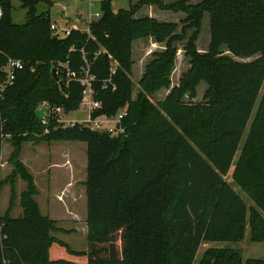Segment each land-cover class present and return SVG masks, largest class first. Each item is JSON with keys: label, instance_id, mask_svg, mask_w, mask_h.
Masks as SVG:
<instances>
[{"label": "trees", "instance_id": "1", "mask_svg": "<svg viewBox=\"0 0 264 264\" xmlns=\"http://www.w3.org/2000/svg\"><path fill=\"white\" fill-rule=\"evenodd\" d=\"M19 1L22 23L12 19V0H0V68L6 57L24 63L0 102V147L3 141L12 147L0 264H80L79 258L84 264H193L203 241H241L247 224L251 240L264 242V0H138L117 10L112 0H101L100 16L65 37L51 30L50 11L38 10L52 0ZM143 5L183 12L181 32L177 22L137 17ZM205 12L210 37L200 52L196 40ZM189 29L183 51L190 68L163 100L153 101L156 92L170 87L176 42ZM148 37L164 48L146 64L133 97L132 43ZM256 54L253 60L237 59ZM86 70L94 77L92 99L99 103L92 116L124 109L122 133L64 125L55 114L47 123L35 116L43 101L64 114L77 110ZM202 81L204 100L185 101L195 97ZM28 141L86 143L88 248L75 250L56 237L53 232L63 228L40 211L33 175L20 159ZM232 165L231 177L252 205L225 180ZM18 177L26 186L19 195L22 213L14 217ZM198 264H264V258L212 246Z\"/></svg>", "mask_w": 264, "mask_h": 264}, {"label": "rangeland", "instance_id": "2", "mask_svg": "<svg viewBox=\"0 0 264 264\" xmlns=\"http://www.w3.org/2000/svg\"><path fill=\"white\" fill-rule=\"evenodd\" d=\"M138 0H112L113 9L117 10L119 8H126L129 6V3H135ZM177 0H164L165 3H172ZM191 3H197L201 0H188ZM13 9H12V19L16 23H22L25 17V9L21 7L19 0H12ZM99 4L97 0H52V4L49 6L48 4L40 3L38 5L39 11H50V17L52 21H55L60 26L66 25L67 27L76 26L77 28H84L85 22L81 19L85 18L88 20L89 18H94L93 14L99 11ZM137 17L142 16H151L158 20H167L172 22H177L179 24L177 28V33L181 32V20L185 18V14L181 11L173 12L170 10H162L159 9L157 5H143L139 11L136 13ZM193 29L187 30V37L183 41L176 42V45L179 47L176 54V62L175 67L171 74V85L168 89H161L156 92L152 96L153 101L163 100L164 97L168 94L170 89L179 83V80L183 73H185L190 68V63L188 59L184 56L183 46L186 44L188 36L192 33ZM209 14L207 12L204 13L201 23V28L197 36L196 47L200 52H205L208 48L209 44ZM163 43H158L154 41L153 38H141L136 39L132 43V74L131 79L134 82L133 87V97H136L138 92V80L144 73L146 64L152 60L155 55L161 51L164 47ZM222 50L224 54L231 55L228 51L223 47ZM259 57V54L245 57V58H237L242 60H253ZM207 85L203 81L200 82L197 86L196 95L193 99H190L188 96H185V101L191 102H200L203 101V94ZM64 123L70 124L71 122H79L83 120H87V108L84 106H80L77 110L69 112L64 115ZM111 125V124H109ZM55 144L52 143H34V142H25L22 146L20 159L21 161L27 159V163L30 164L31 153L36 154L38 150H40V156L44 159L43 162H49L52 158H56L54 156V150L62 149V147L66 146V148L71 145L73 149L78 147L76 152L77 154L83 153L81 148H84V155L86 157V143L84 141H55ZM52 144V145H51ZM242 144L239 145V149L235 155L233 164L235 163ZM53 147V149L51 148ZM11 144L8 141H3L1 143V157L2 161L5 162V166L0 168V180H5L0 185V216L3 215L5 210L9 206V200L11 196V183L10 181H6V178L11 172L12 166L8 162V157L11 152ZM70 150H68L69 152ZM73 151V150H72ZM53 152V153H52ZM71 152V151H70ZM52 153V154H51ZM73 154V152H72ZM23 162V161H22ZM26 162V161H25ZM24 163V162H23ZM34 164L35 161H33ZM27 167V165H25ZM28 168V167H27ZM29 169V168H28ZM233 169V165L231 166L229 173L225 176V180L228 181L231 186L239 193V195L245 200L248 205H252V201L247 195V193L242 190L238 185L235 184L234 180L231 177V172ZM26 181L21 178H17L13 184L15 198L12 203L10 214L14 217L19 216L22 213V207L20 205L19 195L22 190L25 189ZM47 187L44 191H38L40 196L37 197L40 204L42 205V210L44 207V198L50 197V191H47ZM48 192V193H47ZM77 215L75 218H71L68 216H64L62 210L58 209L56 206L51 208L52 215H56L57 218L54 219L57 225L63 228V231L53 232V234L67 242L73 249L75 250H84L88 248V241L86 239V212H84L83 203L77 204ZM41 211V210H40ZM48 213L49 210H45ZM231 247L238 249L242 254L243 258H264V242H258L251 240V232L250 227L247 224L245 229V236L243 240L238 242H209L203 241L198 249L197 255L193 264H198L201 260V257L204 251L209 247ZM80 264H84V258L78 259Z\"/></svg>", "mask_w": 264, "mask_h": 264}, {"label": "crops", "instance_id": "3", "mask_svg": "<svg viewBox=\"0 0 264 264\" xmlns=\"http://www.w3.org/2000/svg\"><path fill=\"white\" fill-rule=\"evenodd\" d=\"M97 1L100 2L101 0ZM81 19L85 22V27L82 28V30H84L86 29L87 22L90 18L86 20L85 18L81 17ZM160 21L167 20L161 19ZM70 28L77 27L73 26ZM54 142L55 141L51 143L55 144ZM72 146L73 145L68 148L64 146L62 147V149L54 150L53 155L57 157L52 158L49 162H43L44 159L42 158V156H40V150H38L36 154L31 153V158H28L30 159V164L27 163V159L23 158L22 160L24 164L29 168V171L32 173L37 190L39 192L44 191L47 187V191H50V197H45L43 201L45 207L44 209L49 210L48 213L44 211V209L42 210L43 207L41 208L42 205L37 199V197L40 196L39 193L36 195V200L39 204V208L42 214L48 215L52 219L57 218L56 215H52L50 210L55 206L59 210H62L64 216H68L73 219L77 215L76 211L78 208V203H83L84 212H86V194L84 185V181L86 178V157L84 155V148H81L83 153L77 154L76 150L78 147L76 146V148L73 149ZM51 148L53 149V147ZM68 150H70L71 152H68ZM33 161H35L37 165L34 164Z\"/></svg>", "mask_w": 264, "mask_h": 264}, {"label": "built area", "instance_id": "4", "mask_svg": "<svg viewBox=\"0 0 264 264\" xmlns=\"http://www.w3.org/2000/svg\"><path fill=\"white\" fill-rule=\"evenodd\" d=\"M3 11L2 7L0 6V17L2 16ZM100 16V11L95 12L93 14L94 18H90L87 23L91 22L92 20L98 18ZM50 28L55 35L59 37H65L70 33L71 28L67 27L66 25L60 26L55 21H52L50 24ZM87 28V26H86ZM24 68V63L19 58L14 57H6L4 64L1 66V74L2 77L0 79V102L4 98L5 91L12 86L17 74ZM74 75V74H72ZM94 79L93 75H90L88 70H86L83 77L80 78V83L84 86L83 90V98L81 102V106L87 108V120L79 121V123H84L90 126L93 129L103 130L109 132L112 136H116L123 132L122 127L119 125L120 119L124 114V109L120 110L114 116H106V115H98L93 117L92 111L95 108L99 107V103L92 99V89H91V81ZM37 109H44L45 116L40 119L43 123H47L48 118L55 114L56 119L59 123H63L64 125H70L75 122H71L70 124L64 123V113L62 112L61 108H53L47 102L43 101L41 104L38 105ZM111 124V125H109ZM5 166V162L2 161L1 157V147H0V168ZM1 222H0V247L2 244L3 235L1 233Z\"/></svg>", "mask_w": 264, "mask_h": 264}, {"label": "water", "instance_id": "5", "mask_svg": "<svg viewBox=\"0 0 264 264\" xmlns=\"http://www.w3.org/2000/svg\"><path fill=\"white\" fill-rule=\"evenodd\" d=\"M52 75L55 78V80H57V75H56V69L55 68L52 69ZM44 111H45L44 109H36L35 110V116L38 119H42L45 116V112Z\"/></svg>", "mask_w": 264, "mask_h": 264}]
</instances>
